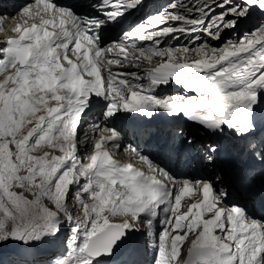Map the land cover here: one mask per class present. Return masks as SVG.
I'll use <instances>...</instances> for the list:
<instances>
[{
  "label": "snow or ice",
  "instance_id": "snow-or-ice-1",
  "mask_svg": "<svg viewBox=\"0 0 264 264\" xmlns=\"http://www.w3.org/2000/svg\"><path fill=\"white\" fill-rule=\"evenodd\" d=\"M147 6L25 0L0 14V264L43 246L40 264L125 251L137 264L136 234L148 264H264V0H167L136 16ZM160 114L197 126L177 138L201 175L107 147L122 144L109 125Z\"/></svg>",
  "mask_w": 264,
  "mask_h": 264
}]
</instances>
